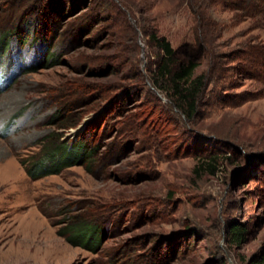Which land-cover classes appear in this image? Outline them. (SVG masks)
Here are the masks:
<instances>
[{
	"label": "rangeland",
	"instance_id": "1",
	"mask_svg": "<svg viewBox=\"0 0 264 264\" xmlns=\"http://www.w3.org/2000/svg\"><path fill=\"white\" fill-rule=\"evenodd\" d=\"M245 1L0 0V264H264V95L189 120L150 82L153 34L261 55L264 21ZM210 67L197 70L208 95L260 89ZM52 133L98 154L31 179ZM208 146L214 171L198 160ZM69 217L105 228L98 253L60 233Z\"/></svg>",
	"mask_w": 264,
	"mask_h": 264
},
{
	"label": "trees",
	"instance_id": "2",
	"mask_svg": "<svg viewBox=\"0 0 264 264\" xmlns=\"http://www.w3.org/2000/svg\"><path fill=\"white\" fill-rule=\"evenodd\" d=\"M245 1V0H244ZM243 11L251 19L264 21V0H246ZM234 3V2H233ZM232 3L234 10L235 7ZM5 32L3 39L0 40V51L3 45L7 44L8 36ZM153 46L157 49V64L155 71L151 72L150 82L152 86L170 101L171 105L185 118L191 120L203 112L205 108H222L228 105H241L245 101L255 100L264 95V48L260 55L256 51L232 52L224 54L218 51V45L214 40L220 39L219 36L210 39L205 38L200 41L199 48L186 47L185 51L173 48L172 44L165 38L156 34L152 36ZM207 59L210 68H215L219 72L220 79H225L228 83H233V88H240L234 79L239 78L244 81L258 83L259 91L244 92L229 96L224 93V89L219 92H212L208 95L209 82L206 73L197 74L201 62ZM224 60V61H223ZM228 63H232L228 65ZM217 86V85H216ZM221 89V88H220ZM233 100L234 103L229 102ZM66 116L56 112L49 118L47 126L64 125ZM66 128V127H63ZM82 140V141H81ZM72 145L64 146L60 135L52 133L45 138L46 144L42 149V156L36 160L27 173L31 179H40L51 175H58L64 169L72 166L84 165L86 161L93 160L98 154L99 149L86 139H81ZM203 155L198 156V160L203 163L204 159L210 160L208 167L214 171L219 162V151L211 149L209 146L203 148ZM66 228H63L62 235H70L68 241L76 246L84 248L90 252L98 253L102 248V238L105 231L96 220H79L68 218ZM246 232L244 229L233 228L232 237L234 241H242Z\"/></svg>",
	"mask_w": 264,
	"mask_h": 264
}]
</instances>
